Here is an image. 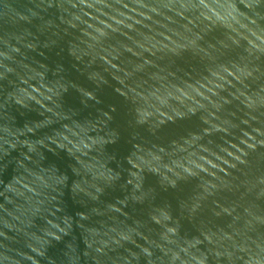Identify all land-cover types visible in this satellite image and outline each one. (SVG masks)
I'll use <instances>...</instances> for the list:
<instances>
[{"label": "water", "instance_id": "water-1", "mask_svg": "<svg viewBox=\"0 0 264 264\" xmlns=\"http://www.w3.org/2000/svg\"><path fill=\"white\" fill-rule=\"evenodd\" d=\"M0 264H264V0H0Z\"/></svg>", "mask_w": 264, "mask_h": 264}]
</instances>
